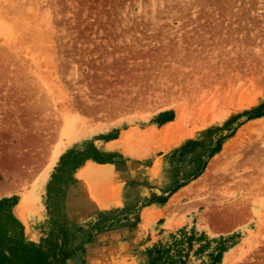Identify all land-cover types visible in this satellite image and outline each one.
Instances as JSON below:
<instances>
[{
	"label": "rangeland",
	"instance_id": "1",
	"mask_svg": "<svg viewBox=\"0 0 264 264\" xmlns=\"http://www.w3.org/2000/svg\"><path fill=\"white\" fill-rule=\"evenodd\" d=\"M263 107L264 0H0V232L264 264Z\"/></svg>",
	"mask_w": 264,
	"mask_h": 264
},
{
	"label": "trees",
	"instance_id": "2",
	"mask_svg": "<svg viewBox=\"0 0 264 264\" xmlns=\"http://www.w3.org/2000/svg\"><path fill=\"white\" fill-rule=\"evenodd\" d=\"M262 114H264V107L263 109H257L253 113H250L248 117L259 116ZM232 132L233 131H229V133H226L225 135L220 137L223 138ZM219 135H221V133H219ZM218 147L219 146L215 141L214 145L210 148L211 151H215L216 149H218ZM8 220L10 221L9 223H7L8 228H5L0 232V264H64L63 256L65 251L63 248L58 249L56 252H53V259H50L49 255L45 251H43L40 247H37L32 242L24 244L22 243V241L16 240L14 234H10L9 236L8 231L11 232V230H15V226H17V223H15L14 219L11 217H8ZM13 222L15 223V225L13 224ZM19 230L21 229L19 228ZM3 248L8 249V253H5L3 251ZM159 252L160 251L157 248L153 250V261L159 260Z\"/></svg>",
	"mask_w": 264,
	"mask_h": 264
},
{
	"label": "bare ground",
	"instance_id": "3",
	"mask_svg": "<svg viewBox=\"0 0 264 264\" xmlns=\"http://www.w3.org/2000/svg\"><path fill=\"white\" fill-rule=\"evenodd\" d=\"M18 211L20 212V209L18 208ZM18 212V213H19ZM18 216H20L21 217V219H22V222H24V225L26 224V220H25V217L22 215V212H20L19 214H18ZM26 227V226H25Z\"/></svg>",
	"mask_w": 264,
	"mask_h": 264
}]
</instances>
